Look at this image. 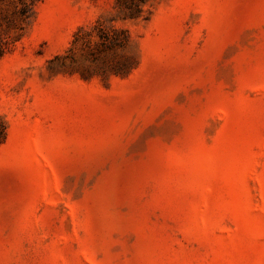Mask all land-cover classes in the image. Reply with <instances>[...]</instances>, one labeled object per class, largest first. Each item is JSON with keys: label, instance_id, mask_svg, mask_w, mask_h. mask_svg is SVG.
I'll return each instance as SVG.
<instances>
[{"label": "rangeland", "instance_id": "obj_1", "mask_svg": "<svg viewBox=\"0 0 264 264\" xmlns=\"http://www.w3.org/2000/svg\"><path fill=\"white\" fill-rule=\"evenodd\" d=\"M151 10L43 0L0 59V264H264V0Z\"/></svg>", "mask_w": 264, "mask_h": 264}, {"label": "trees", "instance_id": "obj_2", "mask_svg": "<svg viewBox=\"0 0 264 264\" xmlns=\"http://www.w3.org/2000/svg\"><path fill=\"white\" fill-rule=\"evenodd\" d=\"M97 1V0H95ZM152 0H110L116 10L117 19L147 20L152 12ZM43 0H0V59L13 51L22 41L28 28L37 15V9ZM99 36L119 45H124L129 40L128 30H120L114 25L109 30L101 23L96 24ZM80 28L75 33V40L81 38ZM125 33L122 37L120 33ZM91 35V34H90ZM8 123L0 115V144L5 142L8 136Z\"/></svg>", "mask_w": 264, "mask_h": 264}]
</instances>
